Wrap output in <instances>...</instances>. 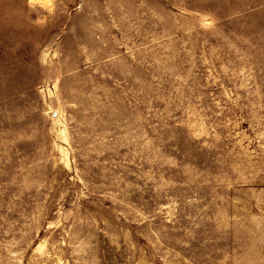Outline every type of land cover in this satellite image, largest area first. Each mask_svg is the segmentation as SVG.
<instances>
[{
  "label": "rangeland",
  "instance_id": "374dc122",
  "mask_svg": "<svg viewBox=\"0 0 264 264\" xmlns=\"http://www.w3.org/2000/svg\"><path fill=\"white\" fill-rule=\"evenodd\" d=\"M0 264H264V0H0Z\"/></svg>",
  "mask_w": 264,
  "mask_h": 264
}]
</instances>
